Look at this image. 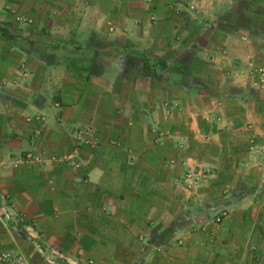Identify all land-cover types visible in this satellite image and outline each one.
I'll return each instance as SVG.
<instances>
[{
	"label": "crops",
	"instance_id": "obj_1",
	"mask_svg": "<svg viewBox=\"0 0 264 264\" xmlns=\"http://www.w3.org/2000/svg\"><path fill=\"white\" fill-rule=\"evenodd\" d=\"M263 3L0 0V252L31 264L264 254L246 139L264 135V22L248 17L264 21ZM80 126L97 145L80 144ZM200 156L214 183L227 173L226 198L211 182L189 200L182 176Z\"/></svg>",
	"mask_w": 264,
	"mask_h": 264
},
{
	"label": "rangeland",
	"instance_id": "obj_2",
	"mask_svg": "<svg viewBox=\"0 0 264 264\" xmlns=\"http://www.w3.org/2000/svg\"><path fill=\"white\" fill-rule=\"evenodd\" d=\"M259 8L264 10V3L260 4ZM254 16H255L254 14L248 16L250 22L260 24V25L264 22L263 20H259L257 18H254ZM259 16L264 19V16H261V15H259ZM254 66L255 67L253 68V70H256V72L258 74V75L256 74L257 79H255L254 86L264 87V75L261 74L264 71V63H257ZM246 139H247V143H248V161H249V163H252L251 176L253 178L256 176L257 168H258V170L260 172V179H261V177H262V175H261L262 174V172H261V158L257 153H255L253 151L252 140L254 139L256 143L262 144V143H264V135L260 136V135L253 134V135H250L249 137H247ZM80 144H83V143L80 142ZM84 145H89V144H84ZM198 161H199V163L196 166L195 165L193 167H192V165L188 166L187 169H185L184 175L182 176V179L186 184V189H187L186 192H187V196H188L189 200H193L197 197H199L201 201L207 199L211 182L214 184V188L216 189V192H217V196H216V198H214V201H220V200L226 198L225 196L228 192H227V190H225V187L223 185L224 183H223L222 179L226 176L227 173H225L223 175V177L221 178L222 181L218 180L217 182L214 183L212 181V180H215V178H213V175H214L213 168L214 167L209 163L210 159L205 158L203 156H200ZM229 161L232 162L231 160H225L224 161V167H225L226 171H230L229 168L231 165H230ZM199 194H200V196H199ZM228 214H229V211L227 209H222V210L218 211V213H216L214 215V218H213L212 223L214 224V226L218 227L223 222V220L228 216ZM195 228L197 229V227H195ZM202 228H204V227H202ZM143 237L140 238L141 242L145 241V237L144 238ZM5 251L21 252V251H13V250L1 251L0 252V264H5V262L1 258L2 254ZM254 251H256L255 247H254ZM256 252H253L254 254H252L251 262H249V264H264V254L262 252L260 254H258ZM21 253L26 256L29 263L31 264L29 257L25 253H23V252H21ZM246 258L247 257L245 254L242 255L240 257V259L237 261V264H248V262L246 261ZM143 264H149V262L145 261ZM205 264H214V263L208 261Z\"/></svg>",
	"mask_w": 264,
	"mask_h": 264
},
{
	"label": "built area",
	"instance_id": "obj_3",
	"mask_svg": "<svg viewBox=\"0 0 264 264\" xmlns=\"http://www.w3.org/2000/svg\"><path fill=\"white\" fill-rule=\"evenodd\" d=\"M76 137L81 143L89 144L90 146H95L99 142V136L96 132V129L92 126L77 127ZM252 142L253 151L257 153L261 158V182L264 185V143L258 144L254 139L252 140ZM26 158L28 160L37 159L36 156L29 153L27 154ZM1 258L5 262V264H30L26 256L21 252L5 251L2 254Z\"/></svg>",
	"mask_w": 264,
	"mask_h": 264
}]
</instances>
